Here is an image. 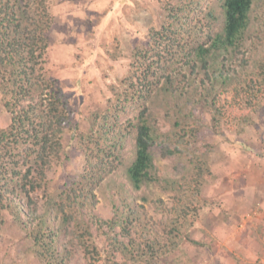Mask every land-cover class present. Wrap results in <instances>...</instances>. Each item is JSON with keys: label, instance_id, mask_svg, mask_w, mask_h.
<instances>
[{"label": "trees", "instance_id": "trees-1", "mask_svg": "<svg viewBox=\"0 0 264 264\" xmlns=\"http://www.w3.org/2000/svg\"><path fill=\"white\" fill-rule=\"evenodd\" d=\"M158 3L164 11L161 25L151 26L146 37L131 46L126 74L111 85L106 107L92 110L88 127L82 129L75 123L72 101L46 66L56 21L50 0H0V100L10 114V122L0 125V231L7 211L24 229V238L30 237L28 249L43 264H69L76 252L89 264H98L95 228L104 223L110 228L105 234L111 254L117 251L129 260L160 264L178 247L180 217H166L163 241L136 242L129 221L121 237L111 235L137 214L136 198L125 197V215L114 202V216L91 222L84 207L95 196L94 189L126 164L130 140L135 150L126 167L131 185L139 189L161 180L163 189L174 194L175 210L187 214L189 202L211 172L213 145L202 148L199 104L205 106L215 131L225 115L224 93L245 91L236 115L246 122H252L250 112L264 106V50H258L264 39V16H259L264 10L258 13L264 0ZM252 39L259 54L247 57ZM232 57L238 61L232 62ZM66 132L76 136L84 164L80 172L55 185L48 172L63 164ZM163 143L173 144L162 147L166 154L175 153L186 163L189 183L186 176H158L153 147Z\"/></svg>", "mask_w": 264, "mask_h": 264}, {"label": "rangeland", "instance_id": "rangeland-1", "mask_svg": "<svg viewBox=\"0 0 264 264\" xmlns=\"http://www.w3.org/2000/svg\"><path fill=\"white\" fill-rule=\"evenodd\" d=\"M50 3L56 21L47 54L48 73L59 79L72 101L75 123L82 129L87 128L91 111L106 107L112 95L111 85L126 74L131 46L144 39L151 26L161 25L164 11L158 0H50ZM263 10L264 7L260 8L258 13ZM259 16H264V11ZM256 43V39L247 43V57L258 56ZM258 50H264V39ZM231 61L238 60L232 57ZM238 91L233 89L223 94L225 115L216 130L219 133L214 130L205 106L199 104L205 136L202 148L213 145L209 150L211 172L189 202L187 214L181 209L179 215L175 210L174 194L163 189L161 180L145 183L139 189L131 185L126 167L133 160L135 150L133 141L129 140L126 164L97 185L93 201L84 207L85 218L91 222L95 217L110 219L114 216V202L125 215L129 210L128 206L123 209L125 197L134 196L137 214L120 223L115 228L119 232L112 230L111 235L118 233L121 237L122 226L129 221L132 239L154 243V240L166 239L167 216H178L182 222L176 238L178 247L160 264H264V106L258 111L245 110L251 113L252 122L243 121L236 114L242 110L238 103H242L246 93L241 88ZM9 122L10 114L0 100V125ZM63 145V164L48 172L55 185L62 184L70 174L80 172L84 164L83 152L72 132L64 134ZM164 145L173 148L171 143L153 147L158 176H186L188 182L186 163L175 153L166 154ZM37 194L41 201V192ZM4 218L5 225L0 231V264H43L28 249L30 237L24 238V229L7 211ZM95 231L100 251L98 264H146L129 260L130 256L117 251L111 254L105 234L110 228L105 223ZM128 238L127 235L124 239L128 241ZM88 262L83 253L76 252L69 264Z\"/></svg>", "mask_w": 264, "mask_h": 264}]
</instances>
